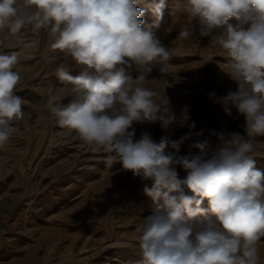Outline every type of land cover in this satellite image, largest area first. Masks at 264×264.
<instances>
[{
    "label": "clouds",
    "instance_id": "clouds-1",
    "mask_svg": "<svg viewBox=\"0 0 264 264\" xmlns=\"http://www.w3.org/2000/svg\"><path fill=\"white\" fill-rule=\"evenodd\" d=\"M166 6V0H0V34L17 36L26 26L46 31L50 48L81 69L73 77L68 63L55 68L65 87L60 94L49 88L45 107L56 124L91 151L105 153L106 167L120 163L152 182L143 192L156 207L135 229L139 258L133 264H260L264 172L250 155L254 143L238 133L210 132L220 142L215 148L204 141L193 145L198 155L166 152L178 151L195 127L186 111L180 118L170 114L169 100L148 79L155 66L168 73L174 55L155 36ZM183 10L188 23L178 39H192L196 31L211 35L209 47L231 58L226 72L237 89L218 98L225 113L235 108L244 116L248 137L264 135V0H186ZM145 11L151 24L142 19ZM20 59L21 52H0V149L25 116L26 101L15 95L22 81L14 70ZM133 64L140 69L136 79L126 75ZM68 96L71 102L61 104ZM137 122H159L162 128L179 124L190 131L178 140L164 136L155 142L147 132L134 140ZM176 165L186 178H179ZM184 187L192 195H185ZM205 199L207 210L201 207Z\"/></svg>",
    "mask_w": 264,
    "mask_h": 264
},
{
    "label": "rangeland",
    "instance_id": "rangeland-1",
    "mask_svg": "<svg viewBox=\"0 0 264 264\" xmlns=\"http://www.w3.org/2000/svg\"><path fill=\"white\" fill-rule=\"evenodd\" d=\"M185 3L166 0L155 36L174 55L168 73H160L155 66L148 76L155 80L150 86L169 100L170 114L180 118L186 111L188 124L195 125L178 151L169 147L166 152L175 157L198 155L195 143L208 141L211 148L220 143L210 132L238 133L240 127L239 134L254 143L250 155L256 168L264 172V135L248 137L244 116L235 108L231 115L226 114L218 102L237 89L226 72L231 58L218 47H209L211 35L202 37L196 31L192 39H178L182 26L188 23ZM142 19L148 25L153 17L145 11ZM230 22L235 24V18ZM0 40V52H21L14 70L20 72L22 81L15 95L26 101L23 120L0 149V264H133L139 258L135 229L156 207L143 192L145 184L151 186L152 182L134 176L120 163L106 167L105 153L91 151L75 133L56 124L45 107L47 90L53 88L60 94V88L65 87L56 78L55 68L68 63L73 77L79 76L81 69L50 48L52 40L46 31L34 32L26 26L17 36L0 34ZM209 56L213 58L207 61ZM126 75L136 79L140 69L133 64ZM212 92L215 98L209 97ZM72 99L68 96L60 103L67 105ZM132 127L134 140L147 132L155 142L164 136L178 140L190 131L179 124L162 128L159 122H137ZM175 168L179 178H186L180 165ZM183 191L192 195L186 187ZM201 207L208 209L206 199ZM100 215L109 217L108 221ZM259 250L260 264H264V241Z\"/></svg>",
    "mask_w": 264,
    "mask_h": 264
},
{
    "label": "bare ground",
    "instance_id": "bare-ground-1",
    "mask_svg": "<svg viewBox=\"0 0 264 264\" xmlns=\"http://www.w3.org/2000/svg\"><path fill=\"white\" fill-rule=\"evenodd\" d=\"M233 126H234V125H233ZM236 126H237V125H236ZM240 130H241L240 127H237L236 131L238 132V134H239V132H241ZM93 189H95V188H93ZM96 213H97V212H96ZM92 215H93V214H92ZM94 215H95V214H94ZM100 216H101V215H100ZM91 217H92V216H91ZM95 218H96V217H95ZM101 218H102V220L106 223V222L108 221V218H109V217H107V216L105 217V216L102 215ZM98 221H99V220H98Z\"/></svg>",
    "mask_w": 264,
    "mask_h": 264
}]
</instances>
